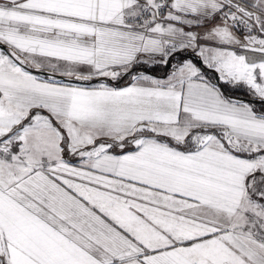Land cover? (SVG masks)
Masks as SVG:
<instances>
[{
  "label": "snow or ice",
  "instance_id": "snow-or-ice-1",
  "mask_svg": "<svg viewBox=\"0 0 264 264\" xmlns=\"http://www.w3.org/2000/svg\"><path fill=\"white\" fill-rule=\"evenodd\" d=\"M0 264H264V0H0Z\"/></svg>",
  "mask_w": 264,
  "mask_h": 264
},
{
  "label": "trees",
  "instance_id": "trees-1",
  "mask_svg": "<svg viewBox=\"0 0 264 264\" xmlns=\"http://www.w3.org/2000/svg\"><path fill=\"white\" fill-rule=\"evenodd\" d=\"M153 71H154V72H160V70H159V69H153Z\"/></svg>",
  "mask_w": 264,
  "mask_h": 264
}]
</instances>
